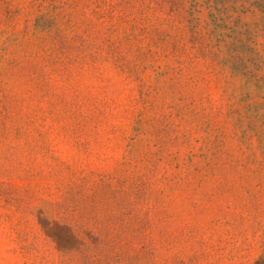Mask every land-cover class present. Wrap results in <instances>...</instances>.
Returning a JSON list of instances; mask_svg holds the SVG:
<instances>
[{
  "label": "rangeland",
  "instance_id": "1",
  "mask_svg": "<svg viewBox=\"0 0 264 264\" xmlns=\"http://www.w3.org/2000/svg\"><path fill=\"white\" fill-rule=\"evenodd\" d=\"M0 264H264V0H0Z\"/></svg>",
  "mask_w": 264,
  "mask_h": 264
}]
</instances>
